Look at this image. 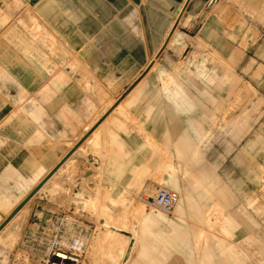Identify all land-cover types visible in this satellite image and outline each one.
<instances>
[{
	"label": "rangeland",
	"instance_id": "obj_1",
	"mask_svg": "<svg viewBox=\"0 0 264 264\" xmlns=\"http://www.w3.org/2000/svg\"><path fill=\"white\" fill-rule=\"evenodd\" d=\"M217 1L212 9L208 4L203 12L188 14L176 28L193 43L175 69L181 74L179 84L196 102V115L189 122L202 133L199 140L166 102L145 95L128 122L132 130L123 134L126 147L110 143L103 155L100 148L83 149L73 166L57 174L3 228L0 264H50L56 242L68 255L79 257V264H264V55L259 54L264 49V0ZM210 18L222 26L214 43L200 39L199 26ZM188 42L170 45L166 54L171 50L182 55ZM51 48L61 54L63 47ZM90 81L85 80L88 90ZM92 93L102 103L95 89ZM11 99L5 95L3 105ZM112 102L98 103L95 119ZM150 107L155 108L148 113ZM142 122L169 156V177L164 181L153 175L130 187L136 185L134 165L144 156L133 150L147 136ZM174 161L175 170L169 167ZM119 168L121 179L113 173ZM252 171L260 174L262 189L249 181ZM9 173L0 178V185L8 187L0 189V201L10 197L12 204L0 207V221L24 196L17 191L24 172L11 168ZM163 189L177 192L180 200L182 192L187 199L208 196L220 205L187 206L188 223L178 228L173 219L180 201L170 212L156 204ZM243 194L254 200L248 205Z\"/></svg>",
	"mask_w": 264,
	"mask_h": 264
},
{
	"label": "crops",
	"instance_id": "obj_2",
	"mask_svg": "<svg viewBox=\"0 0 264 264\" xmlns=\"http://www.w3.org/2000/svg\"><path fill=\"white\" fill-rule=\"evenodd\" d=\"M217 2L0 0V125H4L0 131V178L10 174L11 168L24 172L25 175L18 179L17 190L24 196L16 208L29 197V189H36L44 177L85 138L86 141L41 189L57 174L73 166L75 155L83 149L100 148L103 155L110 143L126 147L123 134L132 130L128 122L140 99L147 94H154L153 100L159 104L166 102L175 113L186 119L190 131L199 140L202 133L189 122L196 115L197 108H193L196 102L179 84L181 74L175 69L193 43L186 41V34H178L176 28L188 14L195 16L208 4L212 9ZM221 27L216 18L204 20L199 26L200 39L214 43L222 32ZM236 31L238 35L242 34L243 26L237 27ZM231 35L233 38L237 36L236 32ZM187 42L182 55L171 50L166 54L170 45L179 47ZM53 45L63 47L61 54L51 48ZM197 53L193 52L194 55ZM259 54L264 55V49L261 48ZM86 79L91 80L89 90L85 85ZM94 89L97 95L100 94V102L113 101L97 119L93 112L99 110L102 103L94 101ZM5 95L12 99L3 105ZM150 108L148 113L155 107ZM12 115V121L7 123ZM142 124V132L147 136L133 150L135 155L143 152L144 156L139 164L134 165L132 181L136 185L130 187L143 185L145 179L153 175L164 181L169 177L166 172L168 154L154 137L151 138L154 131L147 134L145 123ZM220 125H224L223 120ZM114 164L123 165L116 161ZM29 165L31 169L26 174L25 169ZM169 167L175 170L176 162ZM115 172L121 179L123 169H114ZM252 173L249 181L262 189L260 174ZM6 188L0 185V189ZM206 188L209 189L208 186ZM242 197L248 205L254 200L252 195L243 194ZM212 200L208 196L187 199L181 192L180 209L173 222L178 228L186 227V217H189L187 206L220 205ZM5 203L6 198L0 201V207ZM207 216L209 225L214 221L209 213ZM223 219L230 222L226 216Z\"/></svg>",
	"mask_w": 264,
	"mask_h": 264
},
{
	"label": "bare ground",
	"instance_id": "obj_3",
	"mask_svg": "<svg viewBox=\"0 0 264 264\" xmlns=\"http://www.w3.org/2000/svg\"><path fill=\"white\" fill-rule=\"evenodd\" d=\"M204 17H205V16H204ZM203 19H204V18H203ZM179 20H180V19H179ZM170 40H171V38H170ZM169 42H170V41H169ZM167 44H168V43H167ZM85 141H86V140H85ZM85 146H86V145H85ZM79 147H80V146H79ZM77 149H78V148H77ZM62 150H63V149H62ZM74 155H75V154H74ZM66 157H67V156H66ZM72 158H73V157H72ZM68 160H69V159H68ZM68 160H67V161H68ZM72 160H73V159H72ZM67 161H66V162H67ZM66 162H65V163H66ZM65 163H64V164H65ZM64 164H63V165H64ZM69 164H70V163H69ZM63 165H62V166H63ZM62 166H61V167H62ZM61 167H60V168H61ZM60 168L58 169V171L60 170ZM64 169H65V168H64ZM58 171H57V172H58ZM57 172H56V173H57ZM50 173H51V172H50ZM50 173H49V174H50ZM56 173H55V174H56ZM49 174H48V175H49ZM55 174H54V175H55ZM46 175H47V173H46ZM48 175H47V176H48ZM54 175H53V176H54ZM47 176H46V177H47ZM53 176H52V177H53ZM46 177H44L43 181H45ZM52 177H51V178H52ZM51 178H50V179H51ZM50 179H49V180H50ZM49 180H47V181L43 184V186H44ZM43 181H41V182L37 185V187H38ZM43 186H42V187H43ZM42 187H41V188H42ZM41 188L37 191V193L41 190ZM33 191H35V190L33 189ZM33 191H31V193H33ZM163 191L175 192V191H171V190H167V189H163V190H161L160 192H163ZM160 192H159V193H160ZM31 193H29V194L31 195ZM37 193H36V194H37ZM159 193H158V194H159ZM175 193L178 195V199H177L176 204H175V207H174V208L176 209V207H177V205H178V203H179V194H178L177 192H175ZM36 194H35V195H36ZM158 194H157V195H158ZM35 195H34V196H35ZM156 197H157V196H156ZM26 199H27V198H26ZM31 199H32V198H31ZM31 199H30V200H31ZM24 200H25V199H24ZM30 200H29V201H30ZM10 202H11V198H10V197H6V203H5L4 205H2V207L9 205ZM23 202H24V201H23ZM156 204H157V203H156ZM157 205H158V204H157ZM15 208H16V207H15ZM15 208H14V209H15ZM14 209H13L12 211H14ZM12 213H13V212H12ZM12 213H11V214H12ZM18 213H19V212H18ZM18 213H17V214H18ZM17 214H16V215H17ZM16 215H15V216H16ZM15 216H14V217H13V218H12L7 224H9V223L15 218ZM8 217H10V215H9ZM8 217L4 218V220L6 221V220L8 219ZM5 221H4L3 223H5ZM3 223H2V225H3ZM7 224H6V225H7ZM210 224H212V223L210 222ZM0 226H1V225H0ZM210 226H211V225H210ZM2 230H3V229H2ZM2 230H1V231H2ZM1 231H0V232H1ZM228 233H229V231H228ZM55 248H56L57 250H54ZM52 251H55V254H54L53 258H52L51 260H49V263H50V264H77V263L79 264V263H80V258H79V257H76L75 255H68L67 253H65L64 250L62 249V247H61V245H60L59 242H56V243L52 246ZM229 251H230V250H229ZM238 258H239V257H238ZM240 259H241V258H240ZM240 261H241V260H240Z\"/></svg>",
	"mask_w": 264,
	"mask_h": 264
},
{
	"label": "water",
	"instance_id": "obj_4",
	"mask_svg": "<svg viewBox=\"0 0 264 264\" xmlns=\"http://www.w3.org/2000/svg\"><path fill=\"white\" fill-rule=\"evenodd\" d=\"M87 138H85L78 146L77 148L86 140ZM74 149L70 155H68V157L66 159H64L57 167H55V169L53 171H51V173L46 177L45 181H43L36 189L35 191H33V193H31V195H29V197L23 202L21 203V205H19L14 211L13 213L10 215V217H8V219L5 221V223H3V225L0 226V231L6 226V224L27 204V202L37 193V191L43 186V184L49 180L57 171L58 169L73 155V153L77 150Z\"/></svg>",
	"mask_w": 264,
	"mask_h": 264
},
{
	"label": "built area",
	"instance_id": "obj_5",
	"mask_svg": "<svg viewBox=\"0 0 264 264\" xmlns=\"http://www.w3.org/2000/svg\"><path fill=\"white\" fill-rule=\"evenodd\" d=\"M178 195L175 192L163 191L156 197V203L166 211H172L175 207Z\"/></svg>",
	"mask_w": 264,
	"mask_h": 264
}]
</instances>
